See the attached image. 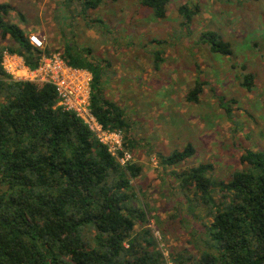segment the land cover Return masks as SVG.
Wrapping results in <instances>:
<instances>
[{
	"label": "trees",
	"instance_id": "1",
	"mask_svg": "<svg viewBox=\"0 0 264 264\" xmlns=\"http://www.w3.org/2000/svg\"><path fill=\"white\" fill-rule=\"evenodd\" d=\"M3 1L0 32L11 42L0 51V264H166L150 232H136L148 216L131 183L141 176V166H121L80 119L59 106L53 86L17 81L6 72L4 50L32 70L50 53L34 48L24 30L8 21L15 9ZM64 1L88 10L119 0ZM138 1L156 19L167 17L170 0ZM198 13V7L180 6L181 28L190 30ZM200 43L217 55H232L231 44L217 32L201 34ZM151 44L162 48L166 41ZM62 57L70 67L91 74L94 116L106 131L123 132L124 149L134 150L125 110L104 95L102 62L72 43ZM153 57L159 69L164 54L156 50ZM205 85L199 77L186 101L199 104ZM241 85L253 91L255 75L243 74ZM217 98L232 116L230 103ZM194 154L188 144L158 159L178 167ZM241 163L244 169L219 184L211 164L175 175L178 186L190 192L189 202L208 220L207 248L182 262L174 258L177 264H264V151L246 149Z\"/></svg>",
	"mask_w": 264,
	"mask_h": 264
},
{
	"label": "rangeland",
	"instance_id": "2",
	"mask_svg": "<svg viewBox=\"0 0 264 264\" xmlns=\"http://www.w3.org/2000/svg\"><path fill=\"white\" fill-rule=\"evenodd\" d=\"M3 2L15 9L8 21L28 37L36 36L41 50L49 51L43 59L62 57L72 43L102 62L104 95L132 123L136 148L126 151L143 170L131 181L138 205L148 213L136 232H150L166 264L197 257L207 248L208 220L189 202L190 192L178 186L175 175L211 164L214 181L227 182L244 169L241 156L246 149L264 151V0H170L163 20L138 0L105 1L88 10L64 0ZM182 5L199 8L190 30L180 26ZM210 31L231 44V56L217 55L200 43L201 34ZM153 40L166 44L154 47ZM10 42L0 32V51ZM156 50L164 54L159 69L154 66ZM3 56L4 68L6 60L18 57L8 50ZM18 72L8 74L14 78ZM245 73L255 75L251 92L241 85ZM199 77L206 84L201 101L188 103L186 96ZM217 96L230 103L232 116ZM188 144L195 149L192 158L178 167L160 163L159 154L182 151Z\"/></svg>",
	"mask_w": 264,
	"mask_h": 264
},
{
	"label": "built area",
	"instance_id": "3",
	"mask_svg": "<svg viewBox=\"0 0 264 264\" xmlns=\"http://www.w3.org/2000/svg\"><path fill=\"white\" fill-rule=\"evenodd\" d=\"M31 45L41 50L43 43L36 36L29 37ZM16 69L20 72L14 79L17 81L48 84L54 87L58 104L64 111L73 113L96 140L108 148L121 166L132 163L131 154L124 149V135L121 131H106L99 124L91 108L92 76L86 70L70 67L60 55L42 58L36 69H30L23 59L10 57L6 60L7 73L14 75ZM21 73V74H20Z\"/></svg>",
	"mask_w": 264,
	"mask_h": 264
}]
</instances>
